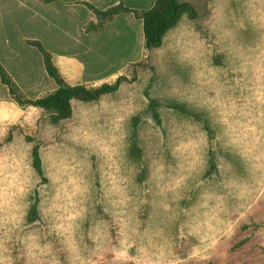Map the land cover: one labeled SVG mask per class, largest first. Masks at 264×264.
I'll use <instances>...</instances> for the list:
<instances>
[{
	"label": "rangeland",
	"instance_id": "1",
	"mask_svg": "<svg viewBox=\"0 0 264 264\" xmlns=\"http://www.w3.org/2000/svg\"><path fill=\"white\" fill-rule=\"evenodd\" d=\"M179 1L197 18L147 50L154 0H0V62L24 97L57 88L36 41L70 85L121 78L60 123L0 81V157L28 189L0 174L6 264H264V0Z\"/></svg>",
	"mask_w": 264,
	"mask_h": 264
},
{
	"label": "trees",
	"instance_id": "2",
	"mask_svg": "<svg viewBox=\"0 0 264 264\" xmlns=\"http://www.w3.org/2000/svg\"><path fill=\"white\" fill-rule=\"evenodd\" d=\"M90 7L101 13L95 7ZM108 13L114 17L123 13V11L113 8ZM103 15L108 14L104 13ZM185 15L192 19L197 18L196 10L189 3H183L179 0H154V5L150 9L142 11L139 17L143 22L145 48L153 50L161 47L166 35L178 25ZM32 45L42 54L46 73L54 80L57 88L44 97L28 99L21 94L18 84L1 62L0 81L19 105L33 106L45 110L53 123H60L74 115L73 101H98L104 95L114 93L120 88L121 78L115 84H103L93 89L84 85H70L55 65L51 52L45 49L39 41L33 42ZM34 165L38 174L43 177L42 161L37 149L34 151Z\"/></svg>",
	"mask_w": 264,
	"mask_h": 264
},
{
	"label": "clouds",
	"instance_id": "3",
	"mask_svg": "<svg viewBox=\"0 0 264 264\" xmlns=\"http://www.w3.org/2000/svg\"><path fill=\"white\" fill-rule=\"evenodd\" d=\"M7 135L6 131L3 129H0V137H5ZM71 138V137H70ZM195 145V141H192L189 143V145H187V147H193ZM103 151L105 153L109 152V149L106 147L103 149ZM109 159H111V156H109ZM11 160V162H10ZM20 161L16 160L14 158H10L8 156H3L0 157V174H3V172L6 169L12 168L15 169V171L11 174L10 178L8 179V186L10 188H14L15 192L13 193V195H17L20 197H23L27 194L28 189L25 187L24 182L19 180V167H20ZM183 178H181V181L177 182V187L180 186V184L182 183ZM69 183H73L75 184L76 181L74 178L69 180ZM3 199V193L0 192V200ZM27 213L25 212L24 215H26ZM57 227L59 228H63V225H58ZM2 244H0V249H2ZM129 254V250L126 248L124 251L120 252L118 255L123 258V257H127ZM0 264H6V259L4 258V256L2 254H0Z\"/></svg>",
	"mask_w": 264,
	"mask_h": 264
}]
</instances>
